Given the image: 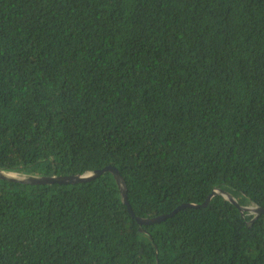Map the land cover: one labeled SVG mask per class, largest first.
<instances>
[{"label": "trees", "instance_id": "16d2710c", "mask_svg": "<svg viewBox=\"0 0 264 264\" xmlns=\"http://www.w3.org/2000/svg\"><path fill=\"white\" fill-rule=\"evenodd\" d=\"M106 166L131 212L0 178V264H264V214L200 205L264 208V0H0V169Z\"/></svg>", "mask_w": 264, "mask_h": 264}, {"label": "water", "instance_id": "95a60500", "mask_svg": "<svg viewBox=\"0 0 264 264\" xmlns=\"http://www.w3.org/2000/svg\"><path fill=\"white\" fill-rule=\"evenodd\" d=\"M103 173H110L113 175V177L116 181V184H117L119 190L121 191L123 202L127 206L128 210L131 212V208H130V205H129L128 200H127V189H126L125 181H124L123 177L121 176V174L119 173V171L117 170V168L112 167V166H106L102 169L94 170L92 172H87L84 174L67 175V176H49V177H47V176H42V177L26 176V175L18 174L16 172H6V171L0 169V178L8 179L11 181L30 183V184H42V183L76 184V183H83V182L93 180L94 178H96L97 176H99ZM214 196H222L223 199H225V200L229 201L231 204L235 205L240 210L241 213L249 212V213L253 214L254 215L253 219H255L260 214H264V208L256 206L254 204H250L248 206L239 205L237 200L230 193H228L227 191H225L221 188H217V189L213 190L210 194H208L204 203H202L200 205L203 206V205L208 204L210 202V200L212 199V197H214ZM191 206L195 207L198 205L182 204L177 209H180L183 207H191ZM177 209H175L172 213H174ZM171 214L159 215V216L151 217V218H136V220L139 224H145V225L146 224H154V223L161 222L162 220L166 219Z\"/></svg>", "mask_w": 264, "mask_h": 264}]
</instances>
